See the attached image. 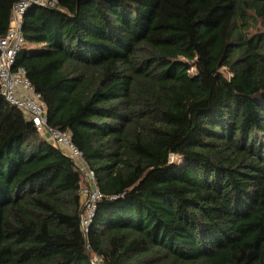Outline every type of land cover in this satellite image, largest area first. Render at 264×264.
Listing matches in <instances>:
<instances>
[{
  "label": "trees",
  "instance_id": "obj_1",
  "mask_svg": "<svg viewBox=\"0 0 264 264\" xmlns=\"http://www.w3.org/2000/svg\"><path fill=\"white\" fill-rule=\"evenodd\" d=\"M52 1L15 68L102 198L85 234L83 175L0 89V264H264V0Z\"/></svg>",
  "mask_w": 264,
  "mask_h": 264
},
{
  "label": "built area",
  "instance_id": "obj_2",
  "mask_svg": "<svg viewBox=\"0 0 264 264\" xmlns=\"http://www.w3.org/2000/svg\"><path fill=\"white\" fill-rule=\"evenodd\" d=\"M56 5L57 2L52 0H23L14 7L8 31L5 35L0 34V89L5 102L21 110L26 119L51 144L64 153H68L76 168L83 175L86 189L81 190L84 198L81 228L87 234L95 216L97 204L102 198V194L96 185L95 173L85 163L84 154L73 144L68 132L48 127L47 112L41 95L35 92L26 76L25 69L15 68L16 56L25 43L22 31L25 14L34 6L54 8ZM94 260L99 263L102 262L97 256Z\"/></svg>",
  "mask_w": 264,
  "mask_h": 264
},
{
  "label": "rangeland",
  "instance_id": "obj_3",
  "mask_svg": "<svg viewBox=\"0 0 264 264\" xmlns=\"http://www.w3.org/2000/svg\"><path fill=\"white\" fill-rule=\"evenodd\" d=\"M191 74L192 75H195L196 74V72H195V70H192L191 71ZM41 134V133H40ZM42 135V138H45L44 137V135L43 134H41ZM48 140V139H47ZM49 141V140H48ZM66 155H68V153H65ZM69 156V155H68ZM173 160H176V164L178 165V164H180V165H183V161H180L177 157H173ZM85 181V180H84ZM82 189H86V182H85V184H84V186H83V188Z\"/></svg>",
  "mask_w": 264,
  "mask_h": 264
}]
</instances>
